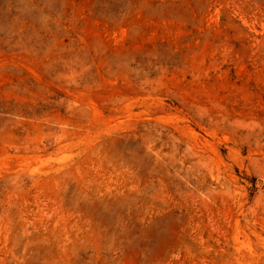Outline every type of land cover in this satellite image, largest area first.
Masks as SVG:
<instances>
[{
	"label": "rangeland",
	"instance_id": "obj_1",
	"mask_svg": "<svg viewBox=\"0 0 264 264\" xmlns=\"http://www.w3.org/2000/svg\"><path fill=\"white\" fill-rule=\"evenodd\" d=\"M0 264H264V0H0Z\"/></svg>",
	"mask_w": 264,
	"mask_h": 264
}]
</instances>
